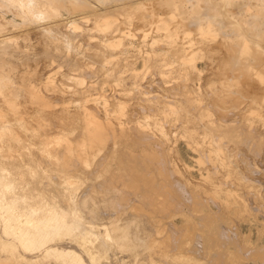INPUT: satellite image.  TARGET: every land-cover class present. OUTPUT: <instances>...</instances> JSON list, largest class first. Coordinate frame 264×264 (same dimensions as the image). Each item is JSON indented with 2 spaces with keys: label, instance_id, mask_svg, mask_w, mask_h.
<instances>
[{
  "label": "bare ground",
  "instance_id": "obj_1",
  "mask_svg": "<svg viewBox=\"0 0 264 264\" xmlns=\"http://www.w3.org/2000/svg\"><path fill=\"white\" fill-rule=\"evenodd\" d=\"M263 158L264 0H0V264H264Z\"/></svg>",
  "mask_w": 264,
  "mask_h": 264
},
{
  "label": "rangeland",
  "instance_id": "obj_2",
  "mask_svg": "<svg viewBox=\"0 0 264 264\" xmlns=\"http://www.w3.org/2000/svg\"><path fill=\"white\" fill-rule=\"evenodd\" d=\"M89 24V23H88ZM88 24H86V28H91L92 27V24H91V22H90V24L88 25ZM91 25V26H90ZM88 26V27H87ZM75 37V36H74ZM77 38V39H76ZM75 40H77V42L79 43H82L85 47H87L88 45V43L90 42L89 40H87V38H85V37H82V36H79V35H77L76 37H75ZM79 40H81V41H79ZM95 39H93V40H91V42L92 41H94ZM34 42H31V43H28L27 42V46H31V47H33L32 48V50L30 51V49H29V52H27V53H29V54H32L33 55V57H32V55L30 56L31 57V59H33L31 62L32 63H36V61L39 59L40 60V58H41V55H37V53H39V47H40V45H38V44H36V46H35V44H33ZM30 44V45H29ZM93 44H94V42H93ZM39 49V50H38ZM34 50V51H33ZM37 50H38V52H37ZM31 52V53H30ZM34 53V54H33ZM36 53V54H35ZM218 55H220L219 53H217ZM216 54V55H217ZM224 54V53H223ZM217 55V56H218ZM34 57H36V58H34ZM38 57V58H37ZM208 62H212L211 60H207ZM217 63V59H215V64ZM40 65H42L43 66V63H40ZM63 70H66V68H63ZM259 165H260V163H259ZM261 165L263 166V168H264V158H263V160H262V163H261ZM46 264H54V261L53 260H48L47 262H46Z\"/></svg>",
  "mask_w": 264,
  "mask_h": 264
}]
</instances>
